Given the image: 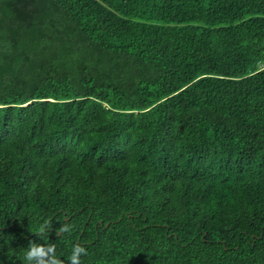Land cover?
Segmentation results:
<instances>
[{"label": "trees", "instance_id": "obj_1", "mask_svg": "<svg viewBox=\"0 0 264 264\" xmlns=\"http://www.w3.org/2000/svg\"><path fill=\"white\" fill-rule=\"evenodd\" d=\"M263 59L264 0H0V264H264Z\"/></svg>", "mask_w": 264, "mask_h": 264}, {"label": "clouds", "instance_id": "obj_2", "mask_svg": "<svg viewBox=\"0 0 264 264\" xmlns=\"http://www.w3.org/2000/svg\"><path fill=\"white\" fill-rule=\"evenodd\" d=\"M50 230L47 226H42L39 235L49 234ZM71 230L72 226L65 223L55 231L57 236H61L69 233ZM83 255H87L86 249L78 243L75 244L72 248L68 264H80V257ZM24 264H62V261L57 257L54 245H44L32 241L25 251Z\"/></svg>", "mask_w": 264, "mask_h": 264}, {"label": "built area", "instance_id": "obj_3", "mask_svg": "<svg viewBox=\"0 0 264 264\" xmlns=\"http://www.w3.org/2000/svg\"><path fill=\"white\" fill-rule=\"evenodd\" d=\"M264 68V59L258 63V69Z\"/></svg>", "mask_w": 264, "mask_h": 264}]
</instances>
